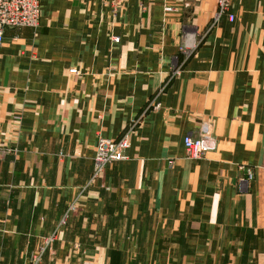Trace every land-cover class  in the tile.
Masks as SVG:
<instances>
[{
  "label": "crops",
  "instance_id": "0c3cea01",
  "mask_svg": "<svg viewBox=\"0 0 264 264\" xmlns=\"http://www.w3.org/2000/svg\"><path fill=\"white\" fill-rule=\"evenodd\" d=\"M39 5L36 28L0 43V139L15 147L0 264H29L52 235L40 264H264V0H231L215 23L216 0ZM136 118L126 159L85 187L97 135ZM202 130L211 148L187 158Z\"/></svg>",
  "mask_w": 264,
  "mask_h": 264
},
{
  "label": "built area",
  "instance_id": "2783aa9c",
  "mask_svg": "<svg viewBox=\"0 0 264 264\" xmlns=\"http://www.w3.org/2000/svg\"><path fill=\"white\" fill-rule=\"evenodd\" d=\"M103 6H106L112 16H116L120 10V6L125 0H98ZM231 0H216L217 8L215 17L218 19L221 16H228L229 20H232V16L229 14V6ZM168 10V7L164 8ZM40 16V5L39 0H0V43L3 38V32L7 28H21L29 27L36 28L38 26ZM118 41L117 38L114 39ZM176 70V75L179 74V70ZM70 74H76L77 69H69ZM127 137L121 138L114 142L104 143L100 141L98 149L95 155V173L93 178L100 175L103 166L121 159L122 152L127 146ZM2 140L0 139V160L4 159L5 156L11 154L10 151L13 149L5 148L1 145ZM212 146V137L207 130L199 131L196 135L186 134L183 138V147L186 156L197 159L202 157ZM97 168V171H96ZM238 169L246 172L248 178H251L253 173L250 168L245 165H238ZM55 236L52 235L45 240L46 244H49L54 240ZM44 248H40L39 253L32 256L29 264H39L41 255L43 254Z\"/></svg>",
  "mask_w": 264,
  "mask_h": 264
},
{
  "label": "rangeland",
  "instance_id": "374dc122",
  "mask_svg": "<svg viewBox=\"0 0 264 264\" xmlns=\"http://www.w3.org/2000/svg\"><path fill=\"white\" fill-rule=\"evenodd\" d=\"M122 6H123V4L120 6V8H121ZM216 8H217V4H216ZM215 12H216V10H215ZM214 15H215V14H214ZM221 17H222V16H221ZM219 18H220V17H219ZM219 18L217 19L215 16H213V18H212V22H213V23L217 22V21L219 20ZM227 18H228V16H227ZM115 38H117L118 41H115V40H114ZM112 40H113L114 42H119V38H118V37H113ZM184 51H185V49L182 50V52H184ZM68 72H69V70H68ZM175 72H176V70L173 69V70L171 71L172 75H176ZM69 74H70V73H69ZM76 74H77V73H76ZM71 75H75V74H71ZM149 107H150V109H152V110H157V109H158V104H157V103H154V102H151V104H150ZM100 116H101V114L98 115V117H100ZM140 120H141L140 118L133 119L131 122H129V123L123 128V130L121 131V133L119 134V136L116 137V138H109V137L102 136V135H100V134L97 135V138H96V141H95V153H94V156H93V159H92V170H91V175H90V178L88 179V181L86 182L85 187H88V186H90L91 184H93V182H94L95 180H101V179H103V177L105 176L106 170H107L111 165H113V164H115V163H117V162H121V161H123V160L126 159V157H127V155H126V154H127V150H128V148H129V136H130L131 133H133V132L136 131L137 127L139 126ZM198 132H199V131H197L196 134H197ZM196 134H194V135H196ZM124 137H125V138L127 137L128 141H127V146L124 148V150H123V152H122V157H121V159L116 160V161H113V162H111V163H109V164L103 166L102 169H101L100 175H99L98 177H96V178H93V174L95 173V155H96V151H97V149H98V144H99V142H100V141H103L104 143H109V142H114V141L119 140V139L124 138ZM1 145H2L3 147L7 148L6 145H5V140H4V139H2V143H1ZM14 148H15V147H13V148H12V147H9L8 149H14ZM183 149H184V147H183ZM184 152H185V150H184ZM207 152H208V151H207ZM207 152H205V154H206ZM205 154H204V155H205ZM185 155H186V153H185ZM204 155H203V156H204ZM203 156H202V157H203ZM186 157H187V158H190V157H188V156H186ZM202 157L197 158V159H201ZM190 159H193V158H190ZM96 171H97V168H96ZM73 210H75V202H71V203L67 206L66 213H65V218H66V215H67L68 213L72 212ZM46 245H48V244H46V242H45V245L42 246V248H44V250H45ZM44 250H43V251H44ZM33 256H34V255H33ZM41 260H42V255H41V257H40L39 264L41 263Z\"/></svg>",
  "mask_w": 264,
  "mask_h": 264
}]
</instances>
